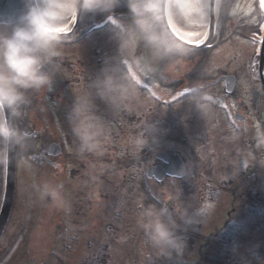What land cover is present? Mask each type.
<instances>
[{"label":"rangeland","instance_id":"rangeland-1","mask_svg":"<svg viewBox=\"0 0 264 264\" xmlns=\"http://www.w3.org/2000/svg\"><path fill=\"white\" fill-rule=\"evenodd\" d=\"M255 1L237 0L233 17L244 18ZM201 3L193 25L183 26L187 33H204L201 29L208 26L209 0ZM102 32V39L91 34L72 48L63 47L53 88L32 96L29 124L39 132L32 148L57 142L65 151L52 159L56 167L18 161L19 202L2 246L12 245L0 249V264H168L156 258L138 224L143 206L165 201L195 221L187 229L202 231L187 246V264H264V91L257 73L259 47L252 41L256 36H235L210 54L187 55L171 67L145 65L155 86L142 80L118 113L95 99L103 127L93 138L97 146L81 152L69 122L76 96L106 61L121 69L124 60L121 39L112 38L108 29ZM136 50L146 53L143 45ZM95 51L106 57L98 71H91ZM81 68L90 72L76 77L87 83L82 88L75 83ZM224 72L237 78L230 98L221 85L193 92ZM187 90L193 94L185 98ZM230 111L244 114L245 121L233 124ZM159 152L184 158L183 180L158 183L146 177ZM2 171L0 153V206ZM224 227L234 232L231 237L220 232ZM186 230L181 223L178 234Z\"/></svg>","mask_w":264,"mask_h":264},{"label":"clouds","instance_id":"clouds-1","mask_svg":"<svg viewBox=\"0 0 264 264\" xmlns=\"http://www.w3.org/2000/svg\"><path fill=\"white\" fill-rule=\"evenodd\" d=\"M24 10L13 23H0V152L13 146L24 149L27 134L17 123L27 116L33 94L50 91L59 71L63 45L81 14L108 13L123 2L131 23L121 35L122 68L106 61L100 75L77 95L69 122L80 140V151L97 145L93 138L102 129L95 99L118 113L134 98L149 72L171 67L188 55L176 34L177 26H192L202 11L201 0H23ZM143 45L145 54L137 56ZM153 74H157L155 71ZM264 143V137L260 138ZM47 194V193H46ZM195 221L180 208L149 204L138 220L157 259L187 264V244L179 235Z\"/></svg>","mask_w":264,"mask_h":264},{"label":"water","instance_id":"water-1","mask_svg":"<svg viewBox=\"0 0 264 264\" xmlns=\"http://www.w3.org/2000/svg\"><path fill=\"white\" fill-rule=\"evenodd\" d=\"M216 1L217 0H211L210 3V26L205 39L200 43L192 44L180 38L185 47L189 49H202L209 46V44L213 41L216 33ZM22 12V0H0V17L3 18L0 23L11 24L19 15L22 14ZM76 23H78V21H76L75 24ZM84 33L85 32H82L80 36L84 35ZM260 75L264 85V40L261 49ZM224 79L228 85V92H232L235 88V78L229 77ZM147 82L150 85L154 84L152 79H148ZM237 119L239 121L244 120L242 116H237ZM60 152V146L54 144L51 146L49 154L57 156ZM16 154L17 147L15 146L11 147L7 152V183L4 203L0 214V237L7 226L13 205L15 192ZM157 158L165 162L168 166L166 168L162 166L150 168L147 172L149 178H157L159 181H163L167 175L177 178H183L185 176V164L180 156L160 153L157 155Z\"/></svg>","mask_w":264,"mask_h":264},{"label":"flooded vegetation","instance_id":"flooded-vegetation-1","mask_svg":"<svg viewBox=\"0 0 264 264\" xmlns=\"http://www.w3.org/2000/svg\"><path fill=\"white\" fill-rule=\"evenodd\" d=\"M24 9V2H23ZM79 21H82L78 31L96 25L97 23L88 24L89 21H130L128 15V9L125 5L120 4L111 14L108 13H96V14H81ZM127 22L123 23V27H126ZM24 150V149H21Z\"/></svg>","mask_w":264,"mask_h":264},{"label":"trees","instance_id":"trees-1","mask_svg":"<svg viewBox=\"0 0 264 264\" xmlns=\"http://www.w3.org/2000/svg\"><path fill=\"white\" fill-rule=\"evenodd\" d=\"M234 6H235V0H223L222 12H221L222 23H226L227 21H229V19L232 18V12H233ZM248 17L249 18H247V21H253L252 19L255 18V20L257 21L255 29H256V32H258L259 31L258 29L264 20V16L262 12L260 11L257 2L254 3V9L252 10L250 16ZM247 30L249 31V29Z\"/></svg>","mask_w":264,"mask_h":264},{"label":"bare ground","instance_id":"bare-ground-1","mask_svg":"<svg viewBox=\"0 0 264 264\" xmlns=\"http://www.w3.org/2000/svg\"><path fill=\"white\" fill-rule=\"evenodd\" d=\"M262 2V7L264 9V0H261ZM175 32L177 33L178 36H180L182 39L191 42V43H196L198 41H201L204 39L205 34L203 33H184L181 32L180 30H178L177 28H175Z\"/></svg>","mask_w":264,"mask_h":264}]
</instances>
